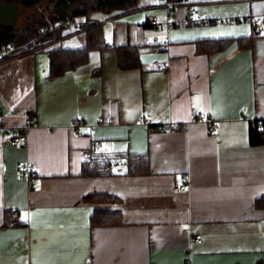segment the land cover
<instances>
[{"label":"crops","instance_id":"1","mask_svg":"<svg viewBox=\"0 0 264 264\" xmlns=\"http://www.w3.org/2000/svg\"><path fill=\"white\" fill-rule=\"evenodd\" d=\"M138 5L89 18L103 22L105 46L62 75H50L47 49L25 44L0 62V124L28 135L17 144L0 136V264H264L256 206L264 143L249 141L253 121L264 120V0ZM192 9L202 20H249L167 26ZM79 36L51 45L81 48ZM218 38L230 40L198 51L199 41ZM125 46L137 48L140 66H119ZM92 139L145 163L129 174H87L82 153ZM26 162L36 168L32 186ZM185 173L188 188L176 191Z\"/></svg>","mask_w":264,"mask_h":264},{"label":"trees","instance_id":"2","mask_svg":"<svg viewBox=\"0 0 264 264\" xmlns=\"http://www.w3.org/2000/svg\"><path fill=\"white\" fill-rule=\"evenodd\" d=\"M7 2H16L21 9L32 10L37 7H43L40 14L30 13L25 24L32 27H39L36 31L32 28L31 34L24 37L16 28L0 29V49L5 46H12L14 49L21 47L20 42L27 47L36 49H47L50 54V75L59 76L72 70L88 61L90 52L94 49H100L105 46L103 22L89 19L90 13H104L106 15L120 16L121 14L135 11L139 8L140 0H4ZM174 5L185 4L188 0H168ZM19 10V12H20ZM43 13L48 14L53 22L59 25L52 31L45 33L48 22ZM83 16L84 21L77 22V18ZM67 23H76L65 25ZM31 23V24H30ZM35 25V26H33ZM40 26L42 29H40ZM27 30V29H26ZM34 30V31H33ZM260 29L256 27V34ZM81 33L85 38V45L81 48H64L60 45L52 46L54 42H59L63 37ZM255 35V34H254ZM23 36V37H22ZM252 36L242 38L249 43ZM229 38L205 39L197 43L199 52L211 53L223 48ZM51 45L50 48L46 46ZM20 46V47H19ZM118 64L121 68H132L140 66V58L136 47L125 46L118 49ZM257 126H261L258 128ZM249 141L251 144L264 143V120H255L250 128ZM141 158L135 171L139 172L141 166L145 163ZM256 206L264 207V196L256 200Z\"/></svg>","mask_w":264,"mask_h":264},{"label":"built area","instance_id":"3","mask_svg":"<svg viewBox=\"0 0 264 264\" xmlns=\"http://www.w3.org/2000/svg\"><path fill=\"white\" fill-rule=\"evenodd\" d=\"M173 7L170 4H167V11L170 13ZM196 9H192L186 15V18L181 21H169L167 20V26L169 28H173L178 24L181 25H206V24H216L217 22L223 21H231L238 22L240 17H232L229 19H210V20H202L194 17L196 13ZM45 20L48 22V25L45 29V33L52 31L56 28L59 23L51 21L48 14L43 13ZM243 20H249V17H241ZM149 23L152 26H157L160 21L158 15H152L149 19ZM76 23H67L65 25H71ZM258 29H261V26H257ZM168 39H166L162 43V48H166L168 46ZM153 45H155L153 43ZM19 49H14L12 46L8 45L0 49V62L4 59L15 56L19 53ZM154 51L159 52L160 48L154 46ZM147 111H142L138 122L146 123ZM255 121H253L254 124ZM164 128L174 129L176 128V124L171 123L169 125H164ZM217 127L215 121H210V129L213 131ZM260 128L261 126H257ZM0 136H5L8 141L13 144L23 143L27 140V132L24 129L12 126H6L0 124ZM139 157L130 153L127 150H108L104 147L103 141L99 139H92L89 144L84 148L82 153V165L85 173L90 175H117V174H129L133 172L139 163ZM23 175L26 178L28 184L32 186L37 178L35 165L31 162H26L22 165ZM183 183L176 185V191H186L188 188V178L189 175L187 173L182 174ZM193 239L197 242H202L203 237L201 234H196L193 236Z\"/></svg>","mask_w":264,"mask_h":264},{"label":"water","instance_id":"4","mask_svg":"<svg viewBox=\"0 0 264 264\" xmlns=\"http://www.w3.org/2000/svg\"><path fill=\"white\" fill-rule=\"evenodd\" d=\"M20 5L0 0V29L14 28L18 24Z\"/></svg>","mask_w":264,"mask_h":264},{"label":"rangeland","instance_id":"5","mask_svg":"<svg viewBox=\"0 0 264 264\" xmlns=\"http://www.w3.org/2000/svg\"><path fill=\"white\" fill-rule=\"evenodd\" d=\"M41 9H43V7H37L36 9H32V10H27V9H21L20 10V12H19V20H18V24H17V26L15 27L16 29H18L21 33H22V35L26 38V37H28V36H30V34H31V30L32 29H29V28H31L29 25L27 26L26 24H25V22H26V20L29 18V14L32 12V13H35V12H37L38 13V15L40 14V10ZM101 16L102 14H98V12H95V13H90V15H89V18H91V17H96V16ZM239 23H242L243 22V19L240 17V20L238 21ZM221 23H231V21H223V22H217L216 24H221ZM235 23V22H234ZM31 24V23H30ZM33 26H35V25H33ZM36 27V26H35ZM27 29V30H26ZM36 29V28H35ZM22 36V37H23ZM79 37H81V39H83V43H81V44H85V42H84V38H83V36H79ZM22 43H24V42H20L19 43V45L20 44H22ZM61 46V45H60Z\"/></svg>","mask_w":264,"mask_h":264},{"label":"snow or ice","instance_id":"6","mask_svg":"<svg viewBox=\"0 0 264 264\" xmlns=\"http://www.w3.org/2000/svg\"><path fill=\"white\" fill-rule=\"evenodd\" d=\"M197 99H199V98H197Z\"/></svg>","mask_w":264,"mask_h":264}]
</instances>
